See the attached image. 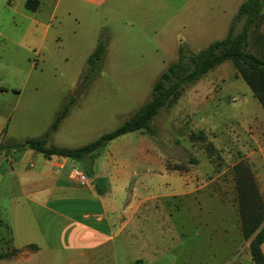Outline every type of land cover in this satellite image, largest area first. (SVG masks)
Returning <instances> with one entry per match:
<instances>
[{
  "label": "rangeland",
  "instance_id": "374dc122",
  "mask_svg": "<svg viewBox=\"0 0 264 264\" xmlns=\"http://www.w3.org/2000/svg\"><path fill=\"white\" fill-rule=\"evenodd\" d=\"M241 1L116 0L112 9L85 6L75 11L67 10L62 1L55 6V0H40L36 9H30L25 0H0V143L43 135L64 107L47 144L76 146L113 129L149 98L155 78L177 58L179 47L197 51L223 37ZM240 27L241 21L236 30ZM100 40L105 44L102 60L87 68V57ZM79 84L76 97L73 90ZM151 124L155 133L146 132L151 142L133 130L108 141L95 156L96 161L112 151L115 161L130 171L127 190L176 197L168 203L157 251L141 252L138 247L147 244L151 233L137 234L127 251H116V263L138 257L145 264H238L240 259L251 263L245 257L249 238H241L239 251L230 254L238 241L234 233L209 238L215 231L210 224L199 223L209 218L205 210L192 214L181 207V197H229L237 203L232 165L239 159L249 163L264 197V154L259 160L245 158L253 145L250 135L264 132V110L246 81L225 60L185 85ZM200 131L204 138L198 136ZM149 143L163 149L169 170L151 175L145 170L159 164L157 157L148 158L139 150ZM3 152L0 250L14 253L1 257L0 264H69L68 260L89 264L79 250L42 244L34 252L29 245L19 247L33 232L38 236L40 226L33 220L28 197L18 195L14 174H9L10 151ZM19 156L28 158L25 151ZM74 160L80 167L81 161ZM190 182L193 189L181 192Z\"/></svg>",
  "mask_w": 264,
  "mask_h": 264
},
{
  "label": "crops",
  "instance_id": "0c3cea01",
  "mask_svg": "<svg viewBox=\"0 0 264 264\" xmlns=\"http://www.w3.org/2000/svg\"><path fill=\"white\" fill-rule=\"evenodd\" d=\"M61 1L67 10L75 11L82 10L85 6L112 9L111 6L116 2V0H55V6ZM39 2L40 0L38 4ZM34 20L37 21L35 18ZM137 130L140 139L152 141L151 135ZM128 133L130 131L118 136H126ZM249 140L253 145L246 152L245 158L250 161L259 160V155L264 154V132L260 131L259 135L251 134ZM150 145L151 143L149 147L140 146L139 150L148 158L157 157L159 164L156 168L147 166L145 170L150 175L153 172L158 174L169 170L164 165L163 149ZM23 151L28 155L25 160L19 156ZM10 152L16 157L8 165V168H11L9 174H14L18 195L28 197L33 220L36 226H40L39 235L43 240L41 242L39 235L33 232V235L25 238L19 247L34 243L36 248L30 251H38L42 244L49 249L79 250L82 255H87L85 260L89 264H94L95 259L96 264H117L116 251L120 248L127 251L126 246L133 241L134 235L151 233L147 236L149 239L146 241L147 244H141L138 249L144 253L149 250L150 255L157 251L159 236L165 233L163 226L164 218L169 215L168 203L170 199L176 197H148V194H136L134 189L127 190L130 171L124 168L122 162L115 161L112 151L94 161L95 173L92 177L89 176L86 183H81L72 176L71 167L78 165L74 159L70 160L69 157L58 154L45 156L40 151L26 147L12 148ZM0 154H4L3 149H0ZM261 160L264 162V156ZM59 162L63 165L59 166ZM108 165L109 168H105ZM92 180L94 182H91ZM185 185L186 189L181 192H190L193 189L192 182ZM181 207H186L192 214L203 208L209 218L199 223L210 224V230L215 231L209 238L234 233L238 241L236 245L233 243L229 253L235 254L239 251L241 246L239 240L243 239V236L236 200L234 202L229 197H181ZM181 223L186 225V220L183 219ZM248 243L245 244L247 259L251 258ZM261 247L264 253V241ZM250 260L252 262L247 264H255L252 258ZM74 261L68 260V263L72 264ZM237 262L246 264L242 259Z\"/></svg>",
  "mask_w": 264,
  "mask_h": 264
},
{
  "label": "trees",
  "instance_id": "16d2710c",
  "mask_svg": "<svg viewBox=\"0 0 264 264\" xmlns=\"http://www.w3.org/2000/svg\"><path fill=\"white\" fill-rule=\"evenodd\" d=\"M38 0H25V6L36 9ZM264 0H242L231 18L227 33L210 41L197 51L178 49L175 60L161 71L152 84L149 98L145 100L128 118L97 138L69 147L47 144L49 132L54 130L66 112L64 107L50 124V130L38 137H27L13 144L0 143V149L11 151L12 148L30 147L45 156L58 154L81 161V168L90 177L95 173L94 161L98 149L112 138L132 130L155 133L151 120L161 107L171 105L180 96L185 85L199 79L205 72L219 63L230 60L238 73L246 81L253 95L264 110ZM241 21L240 29L236 30ZM105 50L103 41H98L94 50L87 57V68L99 64ZM198 136L204 138V133ZM191 137H197L191 135ZM233 178L237 192V205L242 236L249 238L248 249L253 261L264 264L261 243L264 241V200L249 163L239 159L232 165ZM36 248V244L30 243ZM14 252L1 251L0 258ZM128 264H145L138 257Z\"/></svg>",
  "mask_w": 264,
  "mask_h": 264
},
{
  "label": "built area",
  "instance_id": "2783aa9c",
  "mask_svg": "<svg viewBox=\"0 0 264 264\" xmlns=\"http://www.w3.org/2000/svg\"><path fill=\"white\" fill-rule=\"evenodd\" d=\"M15 156L16 155L14 153H9L7 155L8 163H12L15 160ZM63 157H65V156H63ZM58 164H59V166L63 165L62 162H59ZM71 174H72V176L76 177L81 183H86L89 181V176L78 165H73L71 167Z\"/></svg>",
  "mask_w": 264,
  "mask_h": 264
},
{
  "label": "water",
  "instance_id": "95a60500",
  "mask_svg": "<svg viewBox=\"0 0 264 264\" xmlns=\"http://www.w3.org/2000/svg\"><path fill=\"white\" fill-rule=\"evenodd\" d=\"M81 84H79L74 90H73V94L76 96V97H78L79 96V94H80V91H81ZM91 182H94V180H92Z\"/></svg>",
  "mask_w": 264,
  "mask_h": 264
}]
</instances>
